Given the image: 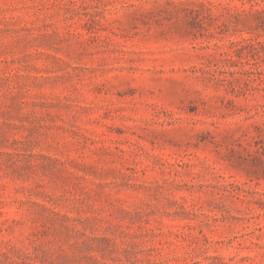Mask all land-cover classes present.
I'll return each instance as SVG.
<instances>
[{
    "label": "rangeland",
    "instance_id": "374dc122",
    "mask_svg": "<svg viewBox=\"0 0 264 264\" xmlns=\"http://www.w3.org/2000/svg\"><path fill=\"white\" fill-rule=\"evenodd\" d=\"M0 264H264V0H0Z\"/></svg>",
    "mask_w": 264,
    "mask_h": 264
}]
</instances>
